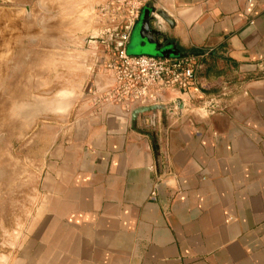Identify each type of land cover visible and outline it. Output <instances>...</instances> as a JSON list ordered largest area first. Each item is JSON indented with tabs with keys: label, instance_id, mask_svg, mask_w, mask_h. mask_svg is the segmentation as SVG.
I'll use <instances>...</instances> for the list:
<instances>
[{
	"label": "crops",
	"instance_id": "1",
	"mask_svg": "<svg viewBox=\"0 0 264 264\" xmlns=\"http://www.w3.org/2000/svg\"><path fill=\"white\" fill-rule=\"evenodd\" d=\"M88 44L61 50V73L81 79L45 98L42 176L7 264H264V0L142 10L130 54L212 50L188 92L167 94L184 112L172 125L165 108L97 107L114 81Z\"/></svg>",
	"mask_w": 264,
	"mask_h": 264
},
{
	"label": "rangeland",
	"instance_id": "2",
	"mask_svg": "<svg viewBox=\"0 0 264 264\" xmlns=\"http://www.w3.org/2000/svg\"><path fill=\"white\" fill-rule=\"evenodd\" d=\"M114 5L116 0H0V264L23 240L33 207L29 195L42 176L43 146L34 133L47 122L45 98L81 79L61 73L69 60L61 50L73 48L72 38L88 37L86 48L95 50V66L103 68L113 59V29L121 24Z\"/></svg>",
	"mask_w": 264,
	"mask_h": 264
},
{
	"label": "built area",
	"instance_id": "3",
	"mask_svg": "<svg viewBox=\"0 0 264 264\" xmlns=\"http://www.w3.org/2000/svg\"><path fill=\"white\" fill-rule=\"evenodd\" d=\"M152 0H116L115 10L121 14V24L113 29L110 53L113 59L104 62L103 69L110 72L114 85L103 96L96 97L95 105L112 103L125 110L143 106L164 105L170 125L182 121L183 107L176 102L168 104V93H186L203 73L204 59L211 49L202 52L166 54L162 56L132 55L128 44L132 30L140 19L142 10ZM122 25V27H120ZM231 92L229 81L224 82L220 92L206 107L211 113L228 107L227 99Z\"/></svg>",
	"mask_w": 264,
	"mask_h": 264
},
{
	"label": "water",
	"instance_id": "4",
	"mask_svg": "<svg viewBox=\"0 0 264 264\" xmlns=\"http://www.w3.org/2000/svg\"><path fill=\"white\" fill-rule=\"evenodd\" d=\"M158 12L160 13V10H158ZM162 55H166V54H162ZM163 108H165L164 105H150V106L139 107L133 110V117H136L138 114H141L143 112L154 111L156 109H163Z\"/></svg>",
	"mask_w": 264,
	"mask_h": 264
}]
</instances>
